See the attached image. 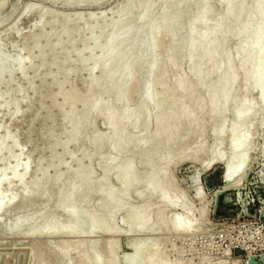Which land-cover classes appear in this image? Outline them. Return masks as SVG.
I'll list each match as a JSON object with an SVG mask.
<instances>
[{"label": "rangeland", "instance_id": "1", "mask_svg": "<svg viewBox=\"0 0 264 264\" xmlns=\"http://www.w3.org/2000/svg\"><path fill=\"white\" fill-rule=\"evenodd\" d=\"M129 1L0 0V57H3L0 63V140L7 138L6 141L4 139L5 152L0 149V174L4 167L14 163V168L9 167L7 173L11 169L15 172L17 165L20 171L26 172L22 181H16L9 172L0 183V203L4 204L0 211V264H65L66 260L67 264H78L80 255L84 258L91 255L88 243H95L96 254L100 255L99 264H138L136 250L143 255L142 261L145 258L144 264H157L158 261H166L168 264H264V101L260 91L252 89L248 95L250 104L256 109L248 118L250 129L234 134L232 124L235 106L231 102L225 110L222 138L217 142L218 128L205 109L206 106L197 109V96L183 93L184 88L195 84L196 80L194 64L189 60L198 48L209 43L211 35L207 36V44L200 41L193 49L181 47L173 51L170 57L175 40H188L192 29L206 30L196 22V17L205 14L204 11L207 13L212 10L218 19H222L226 14L225 7L210 0L206 10H191V23L186 22L168 34L164 33L165 28H161V36L159 33L152 44L155 55L140 70L133 68L125 98L118 101L115 88L114 91L113 88L107 90V87L101 85L103 83H99L98 88L90 84V81L92 77H99L103 68L108 67L106 64L110 56L106 55V50L110 46L117 43L119 47V43H127L128 53L118 50L120 55H126L123 57L127 64L135 61L138 56L136 45L144 39L147 31L136 37L134 35V43L130 37H118L112 41V45L108 36L107 40L104 39L106 33H113L114 29L108 27L119 9L126 8ZM171 1L132 0V6L140 4L141 7L137 5L140 11L139 16H135L136 24L141 22L142 12L145 11L153 10L148 23L159 19L160 15L165 19L167 14L162 13V9L168 4L173 5L176 16L185 12L186 7L179 0ZM256 1L248 0V11L252 10ZM29 11L35 15H30ZM63 20H67L66 24ZM145 20L147 24V18ZM59 21L68 25L59 27ZM100 22L101 25H107H103L104 32ZM95 23L99 24L96 28L93 27ZM58 27H65L62 28L63 33ZM55 31H61L58 42L52 37ZM100 33H105L102 38L104 40L101 39L98 46L93 47L94 38L102 36ZM228 35L223 42L220 58L223 60L230 57L232 71L234 74L237 72L233 92L240 99L246 86L251 85L248 70L241 68L244 59L250 56V46L244 42L245 37ZM101 52H104L103 56L106 55V64ZM117 52L115 50L113 54H116V60L119 61L120 55ZM16 57L19 63L14 62ZM121 58L120 61H123ZM116 62L114 64L119 67L123 64ZM114 64V69L110 65L107 71H115ZM153 65L155 68H152ZM151 69H155L156 75H166L164 81L157 82L158 86L153 88L154 98L162 99L163 91L182 76L179 80L180 88L174 93L175 107L186 104L183 106L193 111L192 122L188 126L182 120L173 122L175 140L167 146V151L164 147L165 134L162 138L159 136V144L163 145L162 152L165 155L163 173L153 175L151 179L161 181L163 190L154 194L149 190V183L143 186L138 182L129 185L126 177L118 174L127 159L131 157L130 160L135 163L137 158L134 154L127 156L122 151L123 140L130 137L128 147L135 148V144L145 134L156 132L155 118L165 117L170 110L169 104L161 102L157 108H152V102L144 98L143 94L151 80L141 83L140 79ZM219 78L220 75L214 74L209 80L217 81ZM206 87L200 91V96L207 92ZM90 94L93 97L91 106L97 115L91 119L89 130L84 131L87 118L83 99ZM98 101H107L108 110L121 112L125 120L120 134L105 144L101 152L94 154L90 134L98 133L99 137H104L109 131L103 118L104 113L97 107ZM141 105H147L151 110L148 123L140 122L142 118H139L138 110ZM74 134L80 137L70 141L71 144L67 143ZM234 138L246 142L239 149H234ZM240 154L246 157V164L235 171L232 162ZM23 163L26 167L22 168L25 165ZM78 163L84 166L75 174ZM137 166L135 174L139 171L145 173L149 169L145 163ZM139 173L136 176L141 175ZM74 176L80 180L78 194L86 193L82 200H77L75 206L78 209L74 207L77 213L83 212L86 222L91 221V226L76 232L54 225L40 233L41 224L49 216L55 215V220L64 218L60 213V194ZM52 177H56L58 182ZM103 178L119 202V207L113 209L114 214L111 216H104V206L108 204L106 193L91 194L90 191L95 188L93 183ZM125 187H129L128 198L122 196ZM137 205L143 208L139 216H136L134 210ZM102 215L105 221H102ZM13 221L14 225H9ZM8 227L11 229L8 230ZM75 249L78 251L75 252ZM49 250H53L52 254Z\"/></svg>", "mask_w": 264, "mask_h": 264}, {"label": "bare ground", "instance_id": "2", "mask_svg": "<svg viewBox=\"0 0 264 264\" xmlns=\"http://www.w3.org/2000/svg\"><path fill=\"white\" fill-rule=\"evenodd\" d=\"M83 1L84 0H76V2H83ZM166 1L168 2V1H171V0H166ZM209 1L210 0H179L180 4H183L186 7L185 12L183 14L179 15V16L174 15V13H173V5H175L174 4L175 2L171 1L173 3V5L165 4V6L167 5L166 7L162 6V7H164L162 9V13L167 14L166 17L164 16L165 19L164 18L162 19L161 15H160L161 19L160 18L159 19L156 18L155 21L153 20L152 23H148V19H149L148 17H150L152 15V11L153 10L151 9L152 11H145V10L141 9V10L145 11V12H142V15L140 14L143 19L140 20L141 22L139 24H136L135 16L138 15V11H140L139 8H141V7H140V4L139 5L137 4L139 6V8L137 10L138 6L137 5H136V7L132 6V0H130L129 3L127 4L126 8H124L123 10L119 9V12L116 14L113 22L109 25L108 28L112 27L114 29L113 33L111 35H107V33H106V37L105 38L103 37V35H105V33L103 35H102V33H100L102 36L99 35V36L94 38L93 47L94 46H98L97 44L99 43V41L102 38L107 40L108 37L111 40V41L109 40L111 45H112V41L114 39L116 40L118 37L119 38L120 37L121 38L124 37L125 39L130 37L132 39L131 42L134 43L133 42L134 41V39H133L134 35H135L134 37H136V35H141L142 33L147 31V35L144 37V39L141 42L138 41L139 44L137 43L138 45H136V48L138 46V51L137 50H135V51L139 52L138 56H137L136 59L133 58V59H135V61L134 60H132V61L128 60L130 62V63H128L129 64L128 65L126 63V61H125V58H124L126 56L124 54L125 51H126V53H128L127 52V49H128L127 43L121 45V43H119L120 41H117L120 46L118 47L117 43L114 42V44L116 43L115 44L116 47H114L115 45L114 46L113 45L110 46L109 43L108 42L106 43V41H105V44H108L110 46L109 47V46L106 45V47L107 48L109 47V49H107V50H106V48L104 49V50L107 51V54L106 53L105 54L107 56L109 55L110 59L107 58L109 60L108 61L105 60L106 59V57H105L106 55L103 56L102 53H104V52H101V54H102V56L104 58L103 60H105V62L104 61L103 62L106 64V61H107L106 65L108 67L107 68L106 67L103 68V71L101 72L102 74L99 77H96V78L92 77V80L90 81V84H92V85L94 84L95 87L98 86V88H100L99 87L100 86L99 83H103L101 85H104V87H107V90H110V88H113V91H114V88H115L116 89V94H117L116 95V99L118 101L123 100L125 98L126 86H127V83H128V80H129V77H130V75L132 73L133 68L137 67L140 70V68H142L144 66V64L149 60V58L155 55L156 51L154 49H152V48H154V46L152 47V44H154L153 42L156 41L157 37H159L158 34L160 33L161 28H165L166 31H164V33L167 32V34H168V33H172L173 31L177 30L182 24H184L186 22L191 23L193 21V17H192L193 13L191 12V10L193 8H199V10L197 12H199L200 10L202 11L204 9L206 10V8L208 6H210L209 3L211 1L210 2ZM215 1L217 3L222 4L225 7V10H226L225 16L222 19H218L211 12L212 10H210L207 13H206V11H204L205 14L201 15L198 18L196 17L195 19H196V22L201 27L206 28L207 31L205 29H203V31H202L201 28L200 29L197 28V31L195 29L190 30L191 31V35H190L191 37L188 40L184 41V42H179V41H177L178 39L175 40L173 42V45L171 46L172 53L170 51L169 52L171 53L170 54V57H171L173 55V51H175V50H177V49H179L181 47H188L189 49H193L195 46H197L199 44L200 41H201L202 44H205L210 39L209 43L208 44L206 43L207 45L204 46V45L201 44L202 46L196 50V52H195L196 54L193 55V57H191V60H189L190 62L192 61V64H194V68L193 69H195L194 73H195V76H196V80H195V84L188 85L186 88H184L183 93L185 92V94H187L189 96H191V95H193L194 97L197 96L196 97L197 98L196 99V103H195L197 109H203L204 106L207 107V108L205 107V109L208 110L209 116H211L213 118V120H214L215 127L218 128V134L216 136V140L218 142V140L220 138H222L221 134H222L223 128L225 126L224 125L225 124L224 123V114L226 113L225 110H226L227 106L231 102H233L234 106H235L233 108L234 109L233 110L234 119H233V124H232L233 125L232 127H233L234 130L232 129V131L234 132V134H239L240 132H242L244 130H249L250 129L251 123L248 120V118L254 112V110H256L255 107L253 106V104L252 103H251L252 105L250 104V101H249V98H248L249 97L248 96L249 92L252 89H258L260 91V95L262 97V100L264 101V0L256 1L254 3V6H253L251 11H248V9L250 7V6L247 7L248 0H215ZM143 2H144V0H143ZM179 2L178 3L176 2L177 5L179 4ZM140 3H141V1H140ZM34 9L36 10V8H34ZM34 9H33V12H34ZM31 12H32V10H31ZM31 12L29 11L30 15H32V14L35 15L34 13H31ZM36 12H37V10H36ZM38 13H39V11H38ZM146 18H147V24L148 25L145 24V21H146L145 19ZM63 21L65 22V20H63ZM57 22H56V25L58 24ZM61 22L57 26L63 25V26L66 27L68 25V23H67V25H64V24H66L67 20H66V22L64 24L63 23L61 24ZM53 23H54V21L52 22V24ZM197 23H196V25H197ZM102 24L104 26L106 25L105 23H102ZM98 25H99L98 23H95L93 27L96 28V27H98ZM100 25H101V22H100ZM103 25H101V28H102ZM65 27H61L59 29L61 30L62 28H65ZM225 27H228V28H225ZM101 28H100V30H101ZM66 29H68V28H66ZM102 29H103V32H104L105 27L102 28ZM204 30H205V32H204ZM60 32L59 31L53 32V34H52L53 36L52 37L55 38V42L59 41L58 37L60 35ZM254 32H256L255 36L252 35ZM62 33H63V29H62ZM64 33H66V32L64 31ZM228 34L245 37L246 39H245L244 42L245 43L247 42L249 44V46H250V53H249L250 56L248 58L244 59L243 64H242L243 66H241V68L243 67V68H246L248 70L247 73L249 72L250 79H251V85H249L248 87L246 86V90L240 96L241 97L240 99L239 98L237 99L236 96H234L235 92H233V89H234L233 86L235 85V81H236L235 74H237V72L234 74V71H232L233 68H231L230 61H229L230 57L229 58L226 57L223 60H222V58H220V55L222 53V51H221L222 50V45H223V42L225 41L226 35H228ZM209 35H211V37L209 39H207V36H209ZM62 36H63V34H62ZM160 36H161V33H160ZM104 39H102V40H104ZM122 40L124 41V39H122ZM128 40H127V42H128ZM242 41H243V39H242ZM55 42L54 43L50 42V43L55 44ZM48 45L50 46L51 44H48ZM224 47H225V45H224ZM247 48H249V47H247ZM115 50H116V52L118 50L121 51V53L124 52L123 53V55H125L124 57H123L122 54L120 55L119 51L117 52V53H119L120 57H122L121 59H123V61H120V57H119V61L116 60V58H118V57H116V54H113V52ZM238 53H239V51H238ZM119 55L117 54V56H119ZM128 58H126V59H128ZM19 59H20V56H19ZM1 61H3V57H0V63H1ZM65 61H66V58H65ZM116 61H118L119 63L121 62L120 65L123 62L122 66L119 67V65L117 64L118 62H116ZM14 62L19 63L18 57H16L14 59ZM114 62H116L117 65H115ZM124 62H125V64H124ZM131 62H133L134 64L131 63ZM112 63L116 66L115 67V71L113 70V72H111L112 69L111 70L109 69L110 70V72H109V71H107V69L110 68L109 67L110 65L113 68V64ZM88 64H86V65H88ZM154 64H156V63H154ZM106 65H104V66H106ZM240 65H241V63H240ZM117 66H118V69H117ZM152 68H155L154 65H153ZM188 68L190 69V67H188ZM154 70L155 69L148 70L140 79L141 83H144L147 80H151L149 86L146 87L147 89L145 90V93L143 94L144 98L145 99H149L152 102L151 103L152 104V108L155 107V106L157 108L158 107L157 105L161 102V103L169 104L170 105V110H169V112L167 113V115L165 117H157V118H155V120H154L155 123L154 124H155V127H156V132L152 133V134H145L142 137V139L139 140L135 144V146H134L135 148H133V146L128 147V145H130L129 143L131 142V138L130 137L125 138V139L122 137L124 140H123L122 145H121L122 151L124 153H127V156L128 155L131 156L130 154L136 155L137 158H135L136 159L135 163L137 165H142L143 163H145V164L148 165L149 169L145 173L142 171V173H144V174H142L141 171H139L141 173V175L136 176V174L138 175V173H139V172L138 173L136 172V174H135V166H137V165L134 163V161L130 160V159H132L130 157L129 160L127 159L122 164L123 166L121 165L122 167L118 170L119 176L126 177L127 182H128L129 185L138 182V183H140L143 186V185L149 183L150 184L149 185L150 186L149 190H150V192L152 194L163 190V184H162L161 181H159V180L153 181L151 179L153 177V175L156 176L158 174L160 175V174L163 173L162 164L164 162L165 155H164V152H162V151H164V148H162L163 145L161 146L159 144V140H158L159 136H161V138H162V135L165 134L164 147H165V150H166V148H168L167 146H170L171 142L175 138V135H174L175 133L173 131L175 129H173V126H172L174 124L173 122H175V120L176 121L182 120V121H184L186 123L185 126H188L189 124H191L192 116H193V113H192L193 111L189 110L188 107H185L186 104H183L185 106H183L182 104L181 105L179 104L178 108L175 107L174 93H175L176 90H178L180 88L181 84H179V82H180L179 80L181 79L182 76L179 77V78H176L175 81L171 84V86H168L163 91L162 99H156L157 97L154 98V95L152 93L153 88L155 87V85L158 86L157 82H159V81L162 82L166 78V75H156ZM245 73H246V71H245ZM214 74L215 75H220L219 80H217V81L209 80V77L211 75L213 76ZM89 87H91V86L89 85ZM203 87L207 88V92L203 96H200L199 93L203 89ZM44 93L46 94V92H44ZM72 94H73V92H72ZM109 94H111V93H109ZM104 96H106V95H104ZM193 96H191V97H193ZM2 97H3V95H2ZM92 101H93L92 95L88 96V97H85V99H83V106L85 108V111H86L85 115H86V118H87V122H86V124H85V126L83 128L84 131L89 130L90 125H91V119L93 118V116L95 117V115H97V113L93 110V107L91 106V102ZM153 104H154V106H153ZM147 105H146V107L141 105L140 109L138 110L139 114L137 113L139 115V118H142L140 122H142L143 124L144 123H148V120H149L150 116L152 115L151 114V110H150V108L147 107ZM97 107H99L100 110L104 113L103 114L104 115L103 118L106 121L105 123L108 124V126H109V131H108L107 135L104 134L105 135L104 137H99L100 135L98 133L97 134L96 133L90 134L89 138H90L91 146L93 147L92 148L93 149V153L94 152H96V153L101 152L105 148V144L109 143L113 139V137H115L116 135L120 134V131L122 129V125H123L124 120H125V118H124V116H122L121 112L120 113L117 112L118 113L117 114L115 112H110L108 110V102L107 101H103V102L97 103ZM122 112H123V110H122ZM195 120H196V118H195ZM225 122H226V120H225ZM138 123H139V121H138ZM176 123H178V122H176ZM139 125H140V123L137 126H139ZM175 125H177V124H175ZM144 133H145V131H144ZM176 134H178V133L176 132ZM7 135L8 134H6L5 136H7ZM3 136H1V137H3ZM79 137H80L79 134H74L72 136V138L69 139V141L67 143H70V141H75V139H77ZM249 138L250 137H248L246 140H248ZM4 139L6 141L7 138L3 137V139L0 140V146L2 147L0 149L4 148V145H5L4 144L5 143ZM245 142L246 141H243V140L239 141V140L235 139L234 140V144H233V146H234L233 148L234 149H239ZM131 144H133V143H131ZM14 150H16V149H14ZM11 151H13V149H11ZM4 152H5V150H4ZM109 152H110V149H109ZM12 154H13V152H12ZM12 158H14V157H12ZM4 161H6V160H4ZM9 162H11V161H9ZM14 164H16V163H14ZM23 164H25V163H23ZM245 164H246V157L244 155L240 154V155L236 156L233 159L232 169L235 170V171H239ZM13 165L12 166H6V167H4L1 170L0 183L3 180L6 179L7 174L10 172L9 171L7 173L8 168L9 167L12 168ZM83 166L84 165H82L81 163H78L77 166H76V171H75L76 173L75 174H77V172ZM16 167H17V169H16ZM16 167H15V172H12L13 169H11V172L13 174L11 172L9 174H11L12 178H14L16 181L17 180L18 181H22L26 172H24L22 170H21L22 171L21 172L18 169V167H19L18 165ZM23 167H26V164L24 166L22 165V168ZM137 169H136V171H137ZM18 170L20 172H18ZM58 173H60V172H58ZM57 174H56V177H57ZM56 177H55V179L53 177L52 178L55 180V182H58V179L56 181ZM117 177H118V175H117ZM57 178H60V177H57ZM87 179H90V177L87 178ZM110 179H111V177H110ZM79 181L80 180H78L76 177L75 178H70V180L67 183L66 187L61 191V194H60V213H62L64 215V218L60 219V220L58 218V220H55L54 219V217H56L55 215L54 216L53 215L49 216L41 224L40 233L48 231L54 225L58 226L61 229H66V230H69V231H76V232L79 231L80 229H83V228H86L88 226H91L90 225L91 221H90V223L86 222L85 217H84L85 215H83V212L77 213V211H76V209H78L75 206L76 203H77V200H82L85 197V195H86V193L78 194L77 189H78V186L80 184ZM93 184L95 185V188L93 190H90L91 194H95V193H98V192H105L106 195H107L108 204H107V206H104V216L113 215L114 214L113 213V209L119 207V202H118L117 196L114 194L113 191H111L110 186L106 183L104 178L102 180L98 181V182H94ZM122 196L125 197V198L129 197V187H125V189L122 191ZM153 198H151V199H153ZM151 199H149V200H151ZM74 206L76 207V209H75ZM3 207H4V204L0 203V211H1V209ZM142 209L143 208H141L139 205L134 207V210L136 212V216H139L141 214ZM57 216H58V214H57ZM82 216L84 217V220H82L83 219ZM104 216L102 215V218H101V219H103L102 221H105L104 218H103ZM20 220H22V219H20ZM17 222H20V221L17 220ZM13 223H14V221L11 222V224L9 223V225H12ZM9 225H7V226H9ZM10 229L11 228L8 227V230H10ZM106 229H108V228H106ZM87 248H88V251L91 253V255L89 256V258H87V257L84 258V257H82L80 255V258L78 259V264H99V262H100L99 261V259H100L99 256L100 255L97 256V254H96L97 251H96L95 243L94 244L88 243L87 244ZM76 249H78V248H76ZM76 249H75V252L78 251ZM49 252H51V254H52L53 250L52 251L49 250ZM113 253L115 255V252H113ZM141 256H143V255H141V253L136 250L135 258L138 260V264H144L145 263V262H143L145 258L142 261L141 259L143 257H141ZM112 257H113V255H112ZM114 257H117V256H114ZM152 260L153 259H151V261ZM113 261H114L113 263H115L116 260L113 259ZM67 262L68 261L66 260L65 264H67ZM131 262H132V258H131ZM155 264H156V262H155ZM157 264H168V262H166V261H158Z\"/></svg>", "mask_w": 264, "mask_h": 264}]
</instances>
